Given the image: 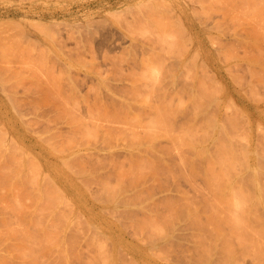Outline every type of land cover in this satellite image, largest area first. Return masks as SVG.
Segmentation results:
<instances>
[{"label":"rangeland","instance_id":"374dc122","mask_svg":"<svg viewBox=\"0 0 264 264\" xmlns=\"http://www.w3.org/2000/svg\"><path fill=\"white\" fill-rule=\"evenodd\" d=\"M263 29L264 0H0V264H264Z\"/></svg>","mask_w":264,"mask_h":264},{"label":"bare ground","instance_id":"6f19581e","mask_svg":"<svg viewBox=\"0 0 264 264\" xmlns=\"http://www.w3.org/2000/svg\"><path fill=\"white\" fill-rule=\"evenodd\" d=\"M161 1H162V0H161ZM157 2H158V1H157ZM165 2H166V1H165ZM160 3H161V2H159V4H160ZM162 4H163V3H162ZM255 6H256V5H255ZM252 8H253V7H252ZM252 8H251V9H252ZM252 10H253V9H252ZM260 12H261V11H260ZM253 13H254V12H253ZM258 14H259V13H258ZM178 15H179V14H178ZM247 15H248V13H247ZM257 17H258V16H257ZM259 17H260V16H259ZM243 18H244V17H243ZM246 19H247V18H246ZM251 19H252V18H251ZM262 21H263V20H262ZM251 22H252V21H251ZM187 24H188V23H187ZM246 24H247V23H246ZM249 24H250V22H249ZM251 24H252V23H251ZM259 26H261V25H259ZM189 27L192 28V30H194V27H195V26H194L192 23H189ZM251 27H252V26H251ZM255 27H256V26H255ZM261 28H263V27H261ZM5 29H6V28H5ZM5 29H4V30H5ZM253 29H256V28H253ZM257 30H258V28H257ZM259 30L261 31L260 28H259ZM263 30H264V29H263ZM254 31H255V30H254ZM5 33H6V31H5ZM1 35H2V33H1ZM5 35H6V34H5ZM5 35H4V36H5ZM259 35H261V34H259ZM257 36H258V35H257ZM262 36H263V35H262ZM7 37H8V36H7ZM259 37H260V36H259ZM5 38H6V37H5ZM263 38H264V37H263ZM258 39H259V38H258ZM7 40H8V38H7ZM199 40H200V39H199ZM263 41H264V40H263ZM263 41H262V42H263ZM3 42H4V41H3ZM201 42H202V41H199V43H198V47H200V49H201ZM8 43H9V41H8ZM202 43H203V42H202ZM203 44H204V43H203ZM0 49L3 50L2 48H0ZM204 51H205V50H204ZM1 52H2V51H1ZM3 52H4V51H3ZM3 52H2V53H3ZM0 54H1V53H0ZM4 54H5V53H4ZM197 54H198V53H197ZM206 54H207V53H206ZM2 55H3V54H2ZM6 55H7V54H6ZM10 55H11V54H10ZM5 57H6V56H5ZM7 57L10 58L9 56H7ZM7 57H6V58H7ZM8 58H7V59H8ZM12 58H13V57H12ZM10 59H11V58H10ZM7 63H8V62H7ZM5 66H6V65H5ZM7 66H8V65H7ZM5 69H6V68H5ZM0 77H1V75H0ZM2 77H3V76H2ZM48 87H49V86H48ZM202 93H203V92H202ZM49 94H50V93H49ZM200 94H201V93H200ZM196 97H197V96H196ZM201 97H202V96H201ZM199 99H200V98H199ZM196 101H197V100H196ZM198 101H199V100H198ZM201 101H202V100H201ZM199 102H200V101H199ZM196 103H197V102H196ZM61 104H62V103H61ZM231 104H232V103H231ZM233 106H234V105H233ZM193 108H194V107H193ZM194 109H195V108H194ZM198 109H199V108H198ZM235 110H236V109H235ZM104 115H106V114H104ZM105 117H106V116H105ZM215 124H216V123H215ZM218 125H219V124H218ZM219 127H220V126H219ZM0 129H2V128L0 127ZM2 132H3V131H2ZM4 133H5V132H4ZM2 134H3V133H2ZM196 134H197V133H196ZM0 135H1V134H0ZM89 136H90V135H89ZM0 137H3V135L0 136ZM10 137H11V136H10ZM4 138H5V137H4ZM10 139H11V138H10ZM11 140H12V139H11ZM0 141H1V139H0ZM225 141H226V140H225ZM1 143H2V141H1ZM12 143H15V142H12ZM2 144H3V143H2ZM2 144H0V148L2 147ZM10 144H11V143H10ZM10 144H9V146H10ZM249 144H250V143H249ZM13 145H14V144H13ZM198 145H199V144H198ZM247 145H248V144H247ZM250 145H251V144H250ZM250 145H248V146L250 147ZM9 146H8V147H9ZM11 146H12V145H11ZM15 146H16V144H15ZM15 146H12V148H13V147H14L15 149L17 148L16 150L21 149V148H19V146H16V147H15ZM5 147H6V146H5ZM203 147H204V146H203ZM24 148H25V147H24ZM192 149H193V148H192ZM198 149L201 150V149H203V148H202L201 146H200V148L197 147V149H195V151H196V150L199 151ZM1 150H2V149H1ZM1 150H0V151H1ZM8 150H9V149H8ZM16 150H15V151H16ZM6 151H7V150H6ZM12 151H13V149H12ZM12 151H11V152H12ZM15 151H13V153H12L13 155H14ZM19 151H20V150H19ZM193 151H194V150H193ZM201 151H203V150H201ZM204 151H205V148H204ZM9 152H10V150H9ZM22 152H23V151H21V153H22ZM199 152H200V151H199ZM0 153H1V152H0ZM23 153H24V152H23ZM23 153H22V154H23ZM79 153H80V151H79ZM79 153H76V154H79ZM200 153H201V152H200ZM195 154H196V155H199V153H197V152H195ZM13 155H12V156H13ZM16 155H17V154H16ZM23 155H24V154H23ZM26 155H27V154H26ZM26 155H24V156H26ZM0 156H2V155H0ZM7 156H8V155H7ZM10 156H11V155H10ZM78 156H79V155H77V157H78ZM27 157H28V156H27ZM199 157H200V156H199ZM201 157H202V156H201ZM0 158H1V157H0ZM2 158H3V157H2ZM5 158H6V157H5ZM8 158H9V157H8ZM15 158H17V160H19L17 156H15ZM13 159H14V157L12 158V160H13ZM247 159H248V158H247ZM0 160H1V159H0ZM3 160L5 161L4 158H3ZM7 160H8V159H7ZM15 160H16V159H15ZM1 161H2V160H1ZM4 161H2V163H3ZM10 161H11V159H10ZM13 161H14V160H13ZM11 162H12V161H11ZM2 163H1V164H2ZM5 163H6V162H5ZM5 163H3L2 165H0V167H1V166H4ZM16 163H18V162H15V164H16ZM6 164H7V163H6ZM12 164H13V162H12ZM32 164H33V163H32ZM65 164H66V163H65ZM9 165H11V164H9ZM16 166H17V164H16ZM20 166H22V165H20ZM11 167H12V169H13V167H15V166L12 165ZM129 167H130V166H129ZM192 167H193V166H192ZM5 168H6V165L4 166V168L2 167V170H1V168H0V172L2 173V171H3ZM7 168L9 169V166H8V165H7ZM18 168H21V167H18ZM18 168H16V171H17ZM130 168H131V167H130ZM135 168H136V167H135ZM135 168H134V170L137 169V170H136L137 173H136L134 170H132V171L129 170V171H128L129 173L125 171L124 173H127V175L129 174V176L132 174L131 177H134L135 175H137V178H138V173H140V174H139V177H141V175H142L141 171H139L138 168H136V169H135ZM8 169H5V170H4V171H6V178L10 177V176H7V173L11 172V171H10L11 169H10V170H8ZM21 169H22V168H21ZM131 169H133V168H131ZM7 170H8L9 172H8ZM14 170H15V169H13V171H14ZM29 170H30V169H29ZM120 170H122V169H120ZM123 170H124V169H123ZM234 170H235V169H234ZM13 171H12V172H13ZM16 171L14 172V174H13V173H11V174L15 176V173H16V175H18V172H19L20 170H19L18 172H16ZM115 171H117V169H116ZM118 171H119V170H118ZM138 171H139V172H138ZM20 172H22V171H20ZM20 172H19V173H20ZM205 172H206V171H205ZM209 172H210V171H209ZM209 172H208V173H209ZM4 173H5V172H4ZM4 173H2V174L5 175ZM124 173H123V176H124ZM130 173H131V174H130ZM206 173H207V172H206ZM2 174H0V175H2ZM9 174H10V173H9ZM9 174H8V175H9ZM82 174H84V173H82ZM117 174H118V173H117ZM133 174H135V175H133ZM234 174H235V173H234ZM12 175H11V177H12ZM20 175H21V173H20ZM24 175H25V174H24ZM121 175H122V174H121ZM236 175H237V174H236ZM37 176H38V175H37ZM118 176H119V175H118ZM17 177H20V176H15V178H17ZM0 178H1V177H0ZM25 178H26V177H25ZM29 178H30V177H29ZM121 178H123V177H121ZM134 178H136V176H135ZM141 178H142V177H141ZM1 179H5V177L3 176ZM9 179H10V178H9ZM5 180H6V179H5ZM7 180H8V179H7ZM7 180H6V181H7ZM18 180H19V179H18ZM22 180H23V178H22ZM22 180H21V181H22ZM26 180L29 181L28 178H26ZM131 180H133V178H131ZM217 180H219V179H217ZM0 181L3 182L4 184L7 183V182L5 183L4 180H0ZM13 181H14V179H13ZM34 181H35V180H34ZM219 181H220V180H219ZM8 182H10V181H8ZM24 182H27V181L24 180ZM31 182H32V184L34 183L32 180H31ZM31 182H30V183L27 182V183L30 185ZM215 182H216V180H215ZM15 183H16V181H15ZM15 183H14V185H15ZM17 183H18V182H17ZM19 183H20V182H19ZM22 183H23V182H22ZM219 183H220V182H219ZM223 183H225L224 180H223ZM256 183H257V182H256ZM11 184H13V183H11ZM20 184H21V183H20ZM32 184H31V185H32ZM34 184H35V183H34ZM217 184H218V183H217ZM0 185H1V184H0ZM7 185H9V187H10V184H9V183H8ZM14 185H12V186H14ZM23 185H24V184H23ZM23 185H21V186H23ZM26 185H27V184H26ZM234 185H235V184H234ZM234 185H233V186H234ZM2 186H4V185L2 184ZM12 186H11V188H15L16 185H15L14 187H12ZM218 186H220V185H218ZM223 186H224V184H223ZM238 186H240V185H238ZM0 187H1V186H0ZM6 187H7V186H6ZM6 187H5V188H6ZM25 187H26V186H25ZM33 187H34V186H33ZM221 187H222V185H221ZM221 187H220V188H221ZM234 187H235V186H234ZM255 187H256V186H255ZM5 188L3 189V190H5V192H6V191H9V190L11 189V188H10V189L8 190V188H7V190H6ZM20 188H21V187H20ZM218 188H219V187H218ZM218 188H217V189H218ZM220 188H219V191H220V190H221V191L224 190V189H223L224 187L221 188V189H220ZM232 188H233V187H232ZM253 188H254V187H252V190H253ZM1 189H2V188H1ZM17 189H18V188H17ZM28 189H29V188H28ZM30 189H31V188H30ZM30 189H29V190H30ZM109 189H110V188H108V190H109ZM235 189H237V188H235ZM11 190H12V189H11ZM14 190L16 191V189H14ZM14 190H13V191H14ZM23 190H24V189H23ZM29 190H28V191H29ZM26 191H27V190H26ZM231 191L234 192V190H231ZM0 192H1V191H0ZM18 192H19V191H18ZM21 192H22V191H21ZM31 192H32V191H31ZM235 192H236V191H235ZM235 192H234V193H235ZM7 193H8V192H7ZM10 193H12V191H11ZM14 193H15V192H14ZM22 193H23V192H22ZM37 193H38V192H37ZM249 193H251V191H250ZM12 194H13V193H12ZM26 194H27V193H26ZM28 194H29V193H28ZM217 194H218V193H217ZM236 194H237V193H236ZM245 194H247V193H245ZM253 194H254V193H253ZM0 195H1V194H0ZM5 195H7V194H5ZM14 195H15V194H14ZM14 195H13V197H14ZM17 195H18V194H17ZM24 195H25V194H24ZM40 195H42V194H40ZM40 195H39V196H40ZM199 195H200V194H199ZM201 195H202V193H201ZM254 195H255V194H254ZM19 196H20V195H19ZM111 196H112V195H111ZM218 196H219V195H218ZM237 196H238V194H237ZM248 196H249V194H248ZM248 196H247V197H248ZM258 196H259V195H258ZM258 196H256V197H258ZM0 197H2V196H0ZM7 197H8V196H7ZM35 197H36V196H35ZM91 197H92V196H91ZM230 197H231V195H230ZM247 197H246V198H247ZM251 197H252V196H251ZM254 197H255V196H253V198H254ZM3 198H4V197H3ZM9 198H11V197H9ZM17 198H18V197H17ZM24 198H25V197H24ZM37 198H38V197H37ZM62 198H63V197H62ZM110 198H111V197H110ZM246 198H245V199H246ZM111 199H112V201H114V200H113L114 198H111ZM217 199H218L217 202L221 200V199H219V198H217ZM228 199H229V198H228ZM228 199H227V200L225 199V200H226L227 202L230 201V203H231V207H232L231 210H234V207L232 206V204H233L232 202H234V201H233L232 199H229V201H228ZM239 199H240V198H239ZM239 199H238V200H239ZM245 199H242V201L245 200ZM248 199H250V198H248ZM260 199H261V198H260ZM9 200H10V199H9ZM225 200H223V203H224ZM234 200H235V199H234ZM246 200H247V199H246ZM250 200H251V199H250ZM250 200H249V201H250ZM256 200H257V199H256ZM112 201H110V202H112ZM221 201H222V200H221ZM226 201H225V202H226ZM251 201H252V200H251ZM253 201H254V200H253ZM257 201H258V200H257ZM0 202H1V201H0ZM198 202H199V201H198ZM201 202H202V201H201ZM227 202H226V203H227ZM255 202H256V201H255ZM258 202H259V201H258ZM108 203H109V202H108ZM123 203H124V202H123ZM125 203H126V202H125ZM211 203H212V202H211ZM213 203H214V202H213ZM218 203H221V202H218ZM244 203L246 204L245 201H244ZM244 203H243V204H244ZM3 204H4V203H3ZM114 204H116V203H114ZM204 204H206V203L204 202ZM207 204H210V203H207ZM215 204H216V203H215ZM224 204H225V203H224ZM224 204H223V206H224ZM245 204H244V205H245ZM251 204H252V203H251ZM257 204H258V203H256V205H257ZM260 204H261V203H260ZM126 205H127V203H126ZM200 205H201V204H200ZM211 205H212V204H211ZM219 205H220V204H219ZM228 205H229V204H228ZM244 205H243V206H244ZM247 205H250V204H247ZM253 205H255V204H253ZM256 205H255V206H256ZM261 205H263V203H262ZM115 206H117V205H115ZM201 206H202V205H201ZM214 206H215V205H214ZM214 206H213V207H214ZM216 206H217V208L219 207L218 205H216ZM259 206H260V205H259ZM259 206H258V207H259ZM190 207H191V205H190ZM199 207H200V206H199ZM209 207H212V206H209ZM213 207H212V208H213ZM226 207H227V206L225 205V209H226ZM245 207H247V206L245 205ZM245 207H244V208H245ZM192 208H193V206H192ZM195 208H196V207H195ZM195 208H193L194 211H195ZM219 208H220V207H219ZM221 208H222V207H221ZM228 208H230V207L228 206ZM228 208H227V209H228ZM242 208H243V207H242ZM10 209H11V208H10ZM108 209H109V208H108ZM186 209H188V208H186ZM186 209H185V210H186ZM193 209H192V210H193ZM197 209H198V207H197ZM202 209L205 210V208H202ZM208 209H209V208H208ZM214 209H215V207H214ZM225 209H223V211H222V210H220V211H221V212H225V211H224ZM227 209H226V211H227ZM7 210H8V209H7ZM199 210H200V208H199ZM212 210H213V209H212ZM212 210H211V208H210V211H212ZM217 210H218V209H217ZM246 210H247V209H246ZM246 210L244 211V213H247ZM253 210H254V209H253ZM207 211H208V210L206 209V213L208 214L209 211H208V212H207ZM220 211H219V212H220ZM254 211H255V210H254ZM8 212H9V211H8ZM102 212H103V211H102ZM190 212H192V211L190 210ZM200 212H201V211H200ZM202 212H203V211H202ZM213 212H214V211H213ZM213 212H212V213H213ZM228 212H229V211H228ZM196 213H198V212H196ZM204 213H205V212H204ZM206 213H205V215H206ZM214 213L217 214L216 211H215ZM229 213H230V212H229ZM241 213H243V212H242V209H241ZM244 213H243V215H244ZM253 213H254V212H253ZM186 214H189V213H186ZM190 214H191V213H190ZM198 214H199V213H198ZM215 214H214V217H213L212 219H216V218H217V217L215 216ZM222 214H224V213H222ZM226 214H227V213H226ZM231 214H232V213H231ZM234 214H235V213H233V215H234ZM249 214H250V210H249L248 215H249ZM147 215H148V214H147ZM147 215H146V216H147ZM193 215H194V214H193ZM211 215H212V214H211ZM229 215H230V214H229ZM237 215H238V214H236V217H237ZM240 215H242V214H240ZM240 215H239V216H240ZM245 215H246V214H245ZM251 215H252V214H251ZM263 215H264V214H263ZM191 216H192V215H191ZM202 216H204V215H202ZM224 216H225V215H224ZM231 216H232V215H231ZM239 216H238L237 221H239L240 218H241V217H239ZM147 217H148V216H147ZM149 217L151 218V216H149ZM189 217H190V215L188 216V218H189ZM193 217H194V216H193ZM193 217H192V218H193ZM200 217H201V215H200ZM200 217H199V218H200ZM208 217H209V216H208ZM208 217H207V218H208ZM211 217H212V216H211ZM215 217H216V218H215ZM220 217H222V215H221ZM234 217H235V216H234ZM244 217H245V216H244ZM142 218H143V217H142ZM150 218H149V220H150ZM207 218H206V220H207ZM218 218H219V217H218ZM218 218L216 219V220H217V223L221 220V219L218 220ZM227 218H229V217L226 216V217L224 218V220L227 219ZM135 219H136V218H135ZM146 219H147V218H146ZM193 219H194V218H193ZM196 219H197V218H196ZM196 219H195V220H196ZM204 219H205V217H204ZM212 219L210 218V220H212ZM222 219H223V218H222ZM229 219H230V218H229ZM229 219L225 220V226H226V227H225V230H224L223 226L221 225L222 223L220 224V225L222 226V227H221L222 230H224V231L221 230V232H220V230H219V228H218V226H217V225H219V224L215 225L216 222H213V224L215 223V224H214L215 227H214V225H213V227H214L215 229H213L212 225L210 226V224H211L210 222H211V221L208 219V220L210 221V222H209V227H211V228L213 229V230L210 229V231L212 230V231L214 232V231L216 230V231H215L216 234L219 235V236H216V235H214V236H216V237H218V238H219L220 236H223V232H226V231H227L226 228H227V227L229 226V224H230V223H228V220H229ZM246 219H248V218H246ZM138 220H139V219H138ZM138 220H136V221H138ZM143 220H145V219H142V222H143ZM155 220H156V219H155ZM197 220H198V219H197ZM199 220H200V219H199ZM206 220H205V222H206ZM208 220H207V221H208ZM231 220H232V221H231ZM241 220H244V219H241ZM136 221L134 222L135 224H134L133 226H135V225L138 224V223L136 224ZM190 221H191V218H190ZM201 221H202V220H201ZM226 221H227V223H226ZM229 221L231 222L232 225H234L233 227H236V228H237V231H238V232L235 231L236 229H235V228H232V227H231L232 229L230 228L231 230H229L228 232H230V231H231V232L235 231L236 234L239 233L238 236H237V235L233 232V233L236 235V236H235V239H236L237 242H238L240 239L243 238V237H242V238H238L240 234H241L240 237H241V236H244L243 233L247 235V233H245L246 229H245V231H244V229H242V228L238 230V225H240L241 223L239 224V223L236 221V219L231 218ZM233 221H234L236 224H235ZM245 221H247V220H245ZM245 221H244V222H245ZM138 222H139V221H138ZM191 222H192V221H191ZM241 222H242V221H241ZM248 222H249V220H248ZM248 222H247V223H248ZM130 223H132V222H130ZM139 223H140V222H139ZM144 223H145V224L148 223V220H147L146 222H144ZM149 223H150V222H149ZM149 223H148V224H149ZM159 223H160V221H159ZM202 223H203V221H202ZM247 223H246V224L242 223V224H244V226H247ZM199 224H201V223H199ZM227 224H228V226H227ZM231 224H230V225H231ZM141 225H143V223H142ZM146 225H147V224H146ZM146 225H145V226H146ZM196 225H197V224H196ZM196 225H195V226H196ZM203 225H204V223H203ZM205 225H206V224H205ZM205 225H204V226H205ZM223 225H224V223H223ZM232 225H231V226H232ZM253 225H254V223H253ZM253 225H252V226H253ZM263 225H264V223H263ZM130 226H131V225H130ZM143 226H144V225H143ZM143 226H141V227H143ZM150 226H151V224H150ZM150 226H149V227H150ZM153 226H154V223H153ZM153 226H151V227H153ZM156 226H157V225H156ZM156 226H155V228H156V233H158V232H157V231H158V230H157L158 227H156ZM158 226H159V225H158ZM207 226H208V225H207ZM216 226H217V228H216ZM240 226H241V225H240ZM159 227H160V226H159ZM199 227H202V226H199ZM199 227H198V228H199ZM209 227H207V229H208ZM241 227H242V226H241ZM66 228H67V227H66ZM137 228H138V227H137ZM143 228H144V227H143ZM153 228H154V227H153ZM221 228H220V229H221ZM244 228H246V227H244ZM252 228H253V227H252ZM261 228H262V232H260V234H262V233L264 232V227H261ZM151 229H152V228H151ZM201 229H202V228H201ZM228 229H229V228H228ZM234 229H235V230H234ZM140 230H141V229H140ZM144 230H146V228H144ZM147 230L149 231V229H147ZM240 230H241V231H240ZM242 230H243V232H242ZM248 230H251V228L248 227V228H247V231H248ZM253 230H254V229H253ZM253 230H252V231H253ZM257 230H258V229H257ZM57 231H58V230H57ZM57 231L54 230V232H57ZM59 231H60V230H59ZM59 231H58V232H59ZM134 231H135V230H134ZM153 231H154V229L152 230V232H153ZM197 231H198V230H197ZM239 231H240V232H239ZM247 231H246V232H247ZM255 231H256V230H255ZM260 231H261V230H260ZM54 232H53V233H54ZM139 232H140V231H139ZM142 232H143V231H141V233H142ZM150 232H151V231H150ZM150 232H149V233H150ZM202 232H203V231H202ZM202 232H201V233H202ZM206 232H207V230H206ZM219 232H220V233H219ZM250 232H251V231H249V233H250ZM145 233H146V232H145ZM160 233H161V232H160ZM199 233H200V232L198 231L197 234H199ZM211 233H212V232H211ZM226 233H227V232H226ZM233 233L231 234L232 236H230V238L234 236ZM252 233H253V232H252ZM255 233H257V232H255ZM58 234H61V233H60V232H59V233H56V235H58ZM143 234H144V233H143ZM146 234H147V233H146ZM207 234H208V232H207ZM209 234H210V233H209ZM214 234H215V233H214ZM228 234H230V233H227V235H228ZM253 234H254V233H253ZM53 235H55V234H53ZM61 235H62V234H61ZM103 235H104V234H103ZM154 235H155V234H154ZM158 235H160V234H157L156 236H158ZM164 235H165V234H164ZM202 235H203V233H202ZM224 235H226V234H224ZM227 235L225 236L224 240H225V241L228 240V241L231 242V243L229 242V243H230V245H229V247H228L229 249H230V247L232 248L233 246L236 247V246L239 245V244H238V245L235 246L234 244H232L233 238L231 239V240H232V241H231V240L229 239V237H227ZM254 235H256V234H254ZM262 235H263V234H262ZM49 236H50V235H49ZM145 236H146V235H145ZM148 236H149V235H148ZM192 236H193V235H192ZM194 236H195V235H194ZM199 236H201V234H200ZM199 236H198V237H199ZM247 236H248V235H247ZM249 236H250V235H249ZM252 236H253V235H251L250 238H252ZM58 237H59V235H58ZM142 237H143V236H142ZM151 237H153V236H151ZM154 237H155V236H154ZM203 237H204V236H201L200 238L202 239ZM209 237H210V236H209ZM212 237H213V236H212ZM226 237H227V238H226ZM253 237H254V236H253ZM255 237H256V236H255ZM258 237H259V236H258ZM147 238H148V237H147ZM149 238H150V237H149ZM166 238H167V236H166ZM196 238H197V237H196ZM210 238H211V237H210ZM218 238H216V239L219 240ZM220 238H221V237H220ZM222 238H223V237H222ZM237 238H238L239 240H238ZM244 238H245V237H244ZM244 238H243V239H244ZM261 238H262V237H261ZM263 238H264V235H263ZM155 239H156V238H155ZM157 239L159 240L160 238H157ZM157 239H156V240H157ZM164 239H165V238H164ZM164 239H162V240L164 241ZM197 239H198V238H197ZM204 239H205V238H204ZM204 239H203V240H204ZM206 239H207V237H206ZM206 239H205V240H206ZM211 239H212V238H211ZM211 239H210V240H211ZM214 239H215V238H214ZM214 239H213V241H214ZM226 239H227V240H226ZM255 239H256V238H255ZM255 239H254V240H255ZM149 240H150V239H149ZM153 240H154V239H153ZM194 240H195V239H194ZM203 240H202V241H203ZM151 241H152V240H151ZM199 241H200V240H199ZM206 241H208V240H206ZM228 241L226 242L227 245L229 244ZM234 241H235V240H234ZM248 241H249V242L251 241V243H250L249 245L252 244L253 246L250 247V246H248V244L246 243V244H247V245L245 246L246 248L250 247V248L253 250V248H254V244H255V247L258 245V243H257V245H256L257 240H256V242L253 241V240H251V239L248 240ZM248 241H247V242H248ZM260 241L262 242L263 239L260 240ZM147 242H148V241H147ZM154 242L156 243V241H154ZM154 242H153V243L151 242V244H155ZM159 242L161 243V241H159ZM195 242L197 243V241H195ZM211 242H212V241H211ZM220 242H221V241H220ZM241 242H242V241L240 240V243H241ZM148 243H149V242H148ZM148 243H147V244H148ZM160 243H159V244H160ZM208 243H209V242H208ZM221 243H222V242H221ZM221 243H220V245H221ZM224 243H225V242H224ZM233 243H234V242H233ZM235 243H236V242H235ZM238 243H239V242H238ZM263 243H264V242H263ZM45 244H46V243H45ZM159 244H158V245H159ZM201 244H204V242H203V243L201 242ZM211 244H214V243H211ZM226 244H225V245H226ZM242 244L244 245V243H242ZM162 245H163V244H162ZM198 245H199V244H198ZM198 245H197V248H198ZM208 245H209V244H208ZM215 245H216V244H215ZM215 245H214V247H215ZM240 245H241V244H240ZM261 245H262V244H261ZM156 246H157V245H156ZM201 246H202V245H201ZM201 246H200V247H201ZM241 246H242V245H241ZM247 246H248V247H247ZM262 246H264V245H262ZM152 247H153V246H152ZM203 247H204V246H202V248H203ZM225 247H226V246H225ZM238 247H239V246H238ZM257 247H258V246H257ZM148 248H149V247H148ZM205 248H206V247H205ZM246 248H245V249H246ZM149 249H150V248H149ZM149 249H148V250H149ZM193 249H194V248H193ZM195 249H196V248H195ZM206 249H207V248H206ZM208 249H209V246H208ZM212 249H213V248H212ZM222 249H224V248H222ZM233 249H234V248H233ZM233 249H231V250H233ZM237 249H238V248H237ZM239 249H240V250H238V251H239L240 253L243 252V250H241V248H239ZM251 249H250V250H251ZM258 249H259V247H258ZM31 250H32V251H31ZM31 250L28 249V251H31V252H32L31 254H35V253H36V252H33V251H35V249H34V250L31 249ZM153 250H154V249H153ZM191 250H192V249H191ZM199 250H200V249H199ZM201 250H202V249H201ZM225 250H226V249H225ZM231 250H230V251H231ZM234 250H235V249H234ZM234 250H233V251H234ZM250 250H248L247 252H249ZM262 250H263V249H262ZM262 250H261V253H259V254L257 253L259 250L256 251V249H255L256 252H254V251H253V252L255 253V255H256V253H257V256L259 255V257H260V254H262V255L264 254V252H263L264 250H263V251H262ZM154 251H155V250H154ZM196 251H197V250H196ZM226 251H227V250H226ZM230 251H228V252H230ZM236 251H237V250H236ZM245 251H246V250H245ZM143 252H145V251H143ZM167 252H168V251H167ZM191 252H193V251H191ZM198 252H200V251H198ZM203 252H204V254H206L207 251H206V252L203 251ZM250 252H252V251H250ZM26 253H30V252H26ZM153 253H154V252H153ZM153 253H152V255H153ZM195 253H196V252H195ZM200 253H201V252H200ZM230 253H232V252H230ZM234 253H235V251H234ZM254 253H251V254H254ZM31 254H30V256H33V255H31ZM150 254H151V250H150ZM154 254H155V253H154ZM156 254H157V253H156ZM189 254H190V253H189ZM192 254H193V253H192ZM208 254H209V253H208ZM211 254H212V253H211ZM225 254H227V252H226ZM232 254H233V253H232ZM238 254H239V253H238ZM243 254H244V253H243ZM241 255H242V254H241ZM244 255H245V254H244ZM24 256H26V255H24ZM30 256H29V258H31ZM34 256H35V255H34ZM153 256H154V255H153ZM157 256H158V255H157ZM157 256H155V257H157ZM159 256H160V255H159ZM159 256L157 257L158 259H159ZM163 256H164V254H163ZM192 256H193V255H192ZM194 256H195V255H194ZM198 256H199V255H198ZM203 256H204V257H208V256H206V255H203ZM242 256H243V255H242ZM257 256H253V257H255V258H254V259L252 258V259H251V262H252V260L255 261V259L258 258ZM11 257H12V256H11ZM161 257H162V255H161ZM196 257H197V256H196ZM200 257H201V254H200ZM251 257H252V256H251ZM251 257H250V258H251ZM261 257H262V259L264 258V256H261ZM3 258H4L3 256L0 257V259H3ZM13 258H14V260H15V257H14V256H13ZM13 258H12V259H13ZM25 258L29 259V258H28V255H27V257H25ZM201 258H202V257H201ZM262 259L260 258V260H262ZM14 260H13V262H14ZM196 260H197V259H196ZM196 260H195V261H196ZM204 260H205V259H204ZM204 260H203L202 262H204ZM1 261H2V260H1ZM5 261H6V260H5ZM162 261H163V260H162ZM200 261H201V259H200ZM235 261H236V264H237V259H236ZM235 261H234V257H233V262H234V264H235ZM262 261L264 262V259H263ZM262 261H261V262H262ZM15 262H16V261H15ZM118 262H120V261H118ZM131 262H132V261H131ZM205 262H206V261H205ZM255 262H256V261H255ZM257 262L259 263L260 261L257 260ZM257 262H256V264H257ZM2 263H3V261H2ZM4 263H5V262H4ZM7 263H8V264H11V263H9L8 261H6V264H7ZM132 263H133V262H132ZM134 263H135V262H134ZM195 263H197V262H195ZM199 263H201V262H199ZM206 263H207V262H206ZM213 263H214V262H213ZM239 263H241V262H238V264H239ZM121 264H122V262H121ZM135 264H137V263H135ZM197 264H198V263H197ZM203 264H205V263H203ZM215 264H216V263H215ZM227 264H229V263H227ZM252 264H254V262H252ZM259 264H260V263H259Z\"/></svg>","mask_w":264,"mask_h":264},{"label":"clouds","instance_id":"9594fccd","mask_svg":"<svg viewBox=\"0 0 264 264\" xmlns=\"http://www.w3.org/2000/svg\"><path fill=\"white\" fill-rule=\"evenodd\" d=\"M158 70L153 68L152 71H151V77H150V82H155L156 79L158 78ZM233 207H234V211L236 213H239L242 209V205L240 203V201L238 199H235L234 202H233Z\"/></svg>","mask_w":264,"mask_h":264}]
</instances>
